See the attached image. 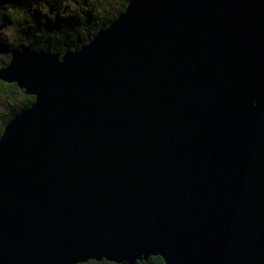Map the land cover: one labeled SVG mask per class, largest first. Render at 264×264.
<instances>
[{"label": "water", "instance_id": "95a60500", "mask_svg": "<svg viewBox=\"0 0 264 264\" xmlns=\"http://www.w3.org/2000/svg\"><path fill=\"white\" fill-rule=\"evenodd\" d=\"M0 264H264V0H131L62 56L10 51Z\"/></svg>", "mask_w": 264, "mask_h": 264}, {"label": "trees", "instance_id": "16d2710c", "mask_svg": "<svg viewBox=\"0 0 264 264\" xmlns=\"http://www.w3.org/2000/svg\"><path fill=\"white\" fill-rule=\"evenodd\" d=\"M106 0H0V30L12 29L13 43L5 49L3 67L10 59V51L28 47L62 56L66 51L79 49L98 30L109 26L131 0H120L113 11L101 7ZM105 14L100 16L101 12ZM91 29V32H90ZM93 32V33H92ZM92 33V35H91ZM7 61V62H6ZM0 93L12 100L11 112L0 125V135L5 124L34 101L33 95L24 93L15 83L0 80ZM17 95L19 98H17ZM78 264H115L106 260H89ZM135 264H165L160 256H149Z\"/></svg>", "mask_w": 264, "mask_h": 264}, {"label": "rangeland", "instance_id": "374dc122", "mask_svg": "<svg viewBox=\"0 0 264 264\" xmlns=\"http://www.w3.org/2000/svg\"><path fill=\"white\" fill-rule=\"evenodd\" d=\"M86 1H90V3H92L94 0H86ZM119 4H120V0H106L103 5L101 4V7L105 9L106 12H108V11H113L114 10L113 8H115ZM104 14L105 13L102 11L100 13V16H103ZM90 32H91V29H90ZM12 34H13L12 29L0 30V46L4 51L13 43V38L11 36ZM4 59H5L4 52L1 51L0 52V68L2 65V61H4ZM17 98H19L18 95H17ZM15 104L16 102L14 103L12 100L6 98L3 94L0 93V125L3 123L4 119L6 120L7 116H9V113L11 112L10 109L12 105H15Z\"/></svg>", "mask_w": 264, "mask_h": 264}]
</instances>
